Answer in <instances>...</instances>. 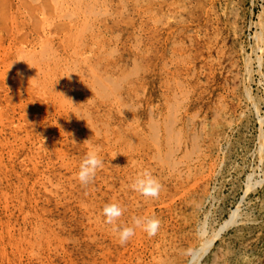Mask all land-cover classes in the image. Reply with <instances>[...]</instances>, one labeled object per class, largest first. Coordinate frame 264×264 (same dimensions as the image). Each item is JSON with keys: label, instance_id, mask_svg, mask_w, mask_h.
Returning <instances> with one entry per match:
<instances>
[{"label": "rangeland", "instance_id": "rangeland-1", "mask_svg": "<svg viewBox=\"0 0 264 264\" xmlns=\"http://www.w3.org/2000/svg\"><path fill=\"white\" fill-rule=\"evenodd\" d=\"M57 1L0 0V264H264V0Z\"/></svg>", "mask_w": 264, "mask_h": 264}, {"label": "clouds", "instance_id": "clouds-1", "mask_svg": "<svg viewBox=\"0 0 264 264\" xmlns=\"http://www.w3.org/2000/svg\"><path fill=\"white\" fill-rule=\"evenodd\" d=\"M116 156L117 154L113 157V159H115ZM101 168H103V160L98 155V151L89 150L79 166V172L76 174V178L82 185H87L95 178L97 170ZM130 187L133 191L139 193L145 198H158L162 189V185L159 180L147 169L137 174ZM123 211L124 209H122L118 203H108L103 207V215L106 218L105 223L114 225L113 231L118 234V242L121 246L128 243L130 238L135 235L133 227L115 226V222L122 216ZM133 220L134 225L146 232L148 237L155 236L161 226V221L155 217H134Z\"/></svg>", "mask_w": 264, "mask_h": 264}, {"label": "bare ground", "instance_id": "bare-ground-1", "mask_svg": "<svg viewBox=\"0 0 264 264\" xmlns=\"http://www.w3.org/2000/svg\"><path fill=\"white\" fill-rule=\"evenodd\" d=\"M44 1H46V0H44ZM51 1H52V0H51ZM54 1H57V0H54ZM59 1H60V4L64 3L65 6H66V5L69 4L70 1H72V0H62V3H61V0H59ZM74 1H76V0H74ZM79 1L81 2V0H79ZM21 2H22V1H21ZM40 2H41V0H40ZM80 2H79V3L77 2V3L80 4ZM89 2H90V0H89ZM95 2H96V1H95ZM95 2H93V3H95ZM42 3H43V2H42ZM57 3H58V1H57ZM55 4H56V3H55ZM58 4H59V3H58ZM95 4H96V3H95ZM43 5H44V4H43ZM23 6H24V5H23ZM59 6H60V5H59ZM67 6H68V5H67ZM18 7H19V6H18ZM33 7H37V6H33ZM44 7H45L46 9H47V7L49 8L48 5H47V7H46V5H45ZM60 7H62V6H60ZM41 8H42V7H41ZM62 8H63V7H62ZM73 8H74V7H73ZM59 9H60V8H59ZM59 9H58V10H59ZM65 9H67V8H65ZM65 9H64V10H65ZM69 9H70V8H69ZM76 9H78V8H76ZM61 10H62V9H61ZM71 10H72V9H71ZM78 10H79V9H78ZM78 10H77V11H78ZM53 11H54V8H53ZM55 11H56V10H55ZM88 11H89V10H88ZM56 12H57V11H56ZM60 12L62 13V11H60ZM82 12H83V11H82ZM86 12H87V11H86ZM54 13H55V12H54ZM61 13H60V14H61ZM64 13H65V12H64ZM64 13H63V14H64ZM66 13H67V11H66ZM66 13H65V14H66ZM73 13H74V12H73ZM89 13H91V12H89ZM89 13L87 14V17H88V15H89ZM67 14H68V13H67ZM67 14H66V16H67ZM69 14H70V13H69ZM69 14H68V15H69ZM57 15H58V12H57ZM53 16H54V15H53ZM46 17H47V16H46ZM58 17H59V15H58ZM63 17H65V16H63ZM67 17H68V16H67ZM79 17H80V16H79ZM50 18H51V17H50ZM84 18H85V21H87V20H86V17H84ZM56 19H57V18H56ZM59 19H60V18H59ZM61 19H62V18H61ZM45 21H46V20H45ZM80 22H81V21H80ZM80 22H79V23H80ZM81 23H82V22H81ZM81 23H80V24H81ZM46 24H48V23H46ZM86 24H87V23H86ZM61 25H62V24H61ZM75 25H76V24H75ZM82 25H83V23H82ZM48 26H49V25H48ZM79 26H80V25H79ZM84 26H86V25L84 24ZM82 27H83V26H82ZM70 28H71V27H70ZM79 28H80V27H79ZM79 28H78V30H80ZM83 29L85 30V29H87V28L85 27V28H83ZM73 31H74V30H73ZM81 31L83 32V30H81ZM76 32H77V31H76ZM78 32H80V31H78ZM59 33H60V32H59ZM43 34H44V33H43ZM259 34H260V33H259ZM44 35H45V34H44ZM47 36H49V35H47ZM50 36H52V34H51ZM66 36H67V35H66ZM77 36H78V34H77ZM89 37H90V36H89ZM75 38H76V36H75ZM44 39H45V38H44ZM51 39H52V38H51ZM71 39H72V37H71ZM80 40H81V39H80ZM86 41H87V40H86ZM43 42H44V41H43ZM46 42H47V41H46ZM70 42H71V40H70ZM77 42H78V40H77ZM49 43H50V42H49ZM67 43H68V42H67ZM90 43H91V42H90ZM53 44H54V43H53ZM77 45H78V44H77ZM92 45H93V44H92ZM45 46H46V45L44 44V48H45ZM97 46H98V45H97ZM46 47H48L49 49H52V48L49 47V46H46ZM79 47H81V46H79ZM79 47H78V48H79ZM87 47H88V46H87ZM9 48H10V47H9ZM97 49H98V48H97ZM74 50H75V49H74ZM87 50H88V49H87ZM112 50H113V49H112ZM45 51H46V50H45ZM49 52H50V51H49ZM52 52H53V51H52ZM111 52H112V51H111ZM69 53H70V52H69ZM72 53H73V52H72ZM47 54H48V53H47ZM109 54H110V52H109ZM48 55H49V54H48ZM72 55H73V54H72ZM50 56H51V55H50ZM52 58H53V57H52ZM110 58H112V57H110ZM54 59H56V58H54ZM126 59H128V58H126ZM29 62H30V61H29ZM71 62H72V61H71ZM74 62H75V61H74ZM74 62H73V63H74ZM111 62H112V61H111ZM125 62H126V61H125ZM34 63H35V62H34ZM52 63H53V62H52ZM73 63H72V64H73ZM98 64H99V63H98ZM92 65H93V64H92ZM74 66H75V65H74ZM96 66H97V64H96ZM115 67H116V66H115ZM90 69H92V68L90 67ZM248 69H249V68H248ZM253 104H254V103H253ZM254 107H256V105H255ZM256 109H257V108H256ZM257 112H259V110H257ZM259 140H260V138H259ZM261 144H262V143H261ZM261 144H260V145H261ZM260 150H261V149H260ZM258 157H259V156H258Z\"/></svg>", "mask_w": 264, "mask_h": 264}]
</instances>
